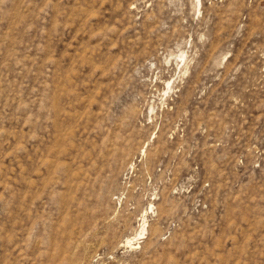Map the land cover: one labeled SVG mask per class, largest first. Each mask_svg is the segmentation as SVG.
I'll return each mask as SVG.
<instances>
[{
    "label": "rangeland",
    "instance_id": "1",
    "mask_svg": "<svg viewBox=\"0 0 264 264\" xmlns=\"http://www.w3.org/2000/svg\"><path fill=\"white\" fill-rule=\"evenodd\" d=\"M0 264H264V0H0Z\"/></svg>",
    "mask_w": 264,
    "mask_h": 264
},
{
    "label": "bare ground",
    "instance_id": "2",
    "mask_svg": "<svg viewBox=\"0 0 264 264\" xmlns=\"http://www.w3.org/2000/svg\"><path fill=\"white\" fill-rule=\"evenodd\" d=\"M143 221V220H142ZM127 243H130V241H128Z\"/></svg>",
    "mask_w": 264,
    "mask_h": 264
}]
</instances>
